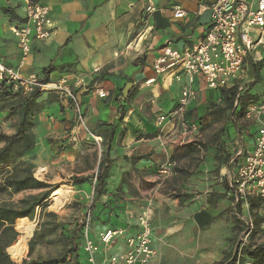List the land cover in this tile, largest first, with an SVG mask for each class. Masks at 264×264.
<instances>
[{
    "label": "crops",
    "instance_id": "obj_1",
    "mask_svg": "<svg viewBox=\"0 0 264 264\" xmlns=\"http://www.w3.org/2000/svg\"><path fill=\"white\" fill-rule=\"evenodd\" d=\"M215 1L0 0V60L11 67L21 58L11 30L25 25L27 4L50 8L53 34L46 41H32L25 73L49 71L50 80H79L81 86L75 90L87 127L101 139L98 146L77 127L69 100L44 93L43 109L34 119L36 146L25 159L34 172L46 169L43 179H36L52 185L65 182L63 187L81 194L87 204L85 198L96 192L88 178L96 171V178L107 172V195L98 201L100 209L93 211L92 234L133 226L135 217L150 207L156 264H223L242 235L238 229L242 221L228 187L234 166L222 159L234 154L239 141L251 150L252 126L245 131L238 123L215 122L210 111L214 103L222 106L221 99L201 75L191 84L197 98L184 115L185 121L200 124L198 136L182 145L180 121L163 123V135L157 124L160 116L176 108L189 79L181 68L155 75L153 65L167 43L183 51L205 38ZM149 3L156 11L146 17ZM8 9L14 17L5 13ZM175 9L184 11L185 17L175 19ZM258 36L257 30L251 31L254 40ZM98 66L101 71L95 72ZM245 71V92L259 94V100L251 103L263 102L264 36L263 44L248 55ZM152 78L155 82L148 86ZM96 89L104 90L107 97L99 98ZM126 89L129 97L122 102ZM229 126V137L213 142L212 135ZM192 145L199 151H191ZM218 145L223 152L217 151ZM174 158L173 175L159 180L161 166ZM102 161L104 169L99 173ZM177 193L181 198H173Z\"/></svg>",
    "mask_w": 264,
    "mask_h": 264
},
{
    "label": "built area",
    "instance_id": "obj_2",
    "mask_svg": "<svg viewBox=\"0 0 264 264\" xmlns=\"http://www.w3.org/2000/svg\"><path fill=\"white\" fill-rule=\"evenodd\" d=\"M211 25L205 38L183 51L174 49L170 43L163 48L162 54L156 59L153 69L155 75L181 68L189 79V86L184 87L176 108L157 120L160 135H163V123L181 122L180 144H188L199 134L198 122H187L184 119L190 103L197 98V92L191 84L195 76H203L210 90H219L237 86L240 93L245 92L244 78L248 55L259 44H263L264 36V0L256 3L240 2L237 0H216L211 8ZM156 11L152 3L146 8V17ZM25 25L13 27L11 32L18 41L21 58L17 66L11 67L0 60V90L3 85L11 86L15 93L23 95L39 91L57 95L71 102L76 113V125L85 130L100 146L101 139L96 138L88 129L82 109V102L75 88L81 86L79 80L72 83L67 78L59 80L46 79L43 74L25 73L26 62L32 52V41L48 40L54 29L50 17V8L40 3L29 2L26 8ZM185 12L175 9L173 17L182 19ZM259 33L257 41L251 37V31ZM101 67L95 68V72ZM155 82L150 79L146 84ZM99 98H106L104 90L96 89ZM243 120L254 129L253 147L248 149L243 141H239L229 166H234L230 175L228 187L238 210V218L246 225V238L253 231V221L249 216L251 198L261 200L258 211L261 227L264 229V101L251 103ZM177 167V162L170 160L163 164L159 174L163 180L170 178ZM95 192L87 198L88 210L83 224V253L82 264H156V250L153 245L154 212L149 207L135 217V223L129 227H110L92 237V212ZM245 211L247 216H244ZM248 219V222L245 220ZM133 230V232H132ZM243 234L239 242L242 240ZM234 249V255L240 260L242 245ZM240 246V247H239ZM239 264V262H238ZM242 264H253L246 261Z\"/></svg>",
    "mask_w": 264,
    "mask_h": 264
},
{
    "label": "trees",
    "instance_id": "obj_3",
    "mask_svg": "<svg viewBox=\"0 0 264 264\" xmlns=\"http://www.w3.org/2000/svg\"><path fill=\"white\" fill-rule=\"evenodd\" d=\"M5 13L11 17L14 14L11 10H5ZM44 77L49 79L47 74ZM221 99L222 106L212 104L210 115L214 116L215 120H228L236 124L239 118H243L244 114L251 104L250 100L253 98L249 92L240 93L237 86L230 88H223L216 90ZM43 93L34 91L31 94L23 95L22 93H15L11 86L3 85L0 90V112H7L10 118L17 120L16 133L14 135L0 134V144H4L0 149V170L8 167L18 160L29 155L36 146L33 134L34 119L43 109L41 97ZM191 151H199L192 145L189 148ZM232 154H227L222 161L223 164H228L232 159ZM176 160V158H174ZM104 161L99 165V173L104 169ZM22 166L18 167L12 175L8 176L0 185V193H6L11 196L21 194L24 192L38 191V194H31L17 203L0 202V264H18L15 261H20L25 256L26 239L34 232L35 224L31 221L34 220L35 213L38 207L47 209L48 202L51 197L52 207L58 198L59 193L63 189H69L58 185H52L39 181L43 179V175L36 173L31 166L25 163H20ZM178 172H181L178 169ZM107 172L99 174L98 182L99 187H96L95 202L92 205L91 212L95 209H100L103 197L106 195L105 181L107 179ZM103 189V191H102ZM188 197V196H186ZM173 198L178 199L181 196L177 193ZM250 208L249 215L257 217L255 220L257 225H261V218L258 211L262 205L261 200L251 198L249 200ZM105 203L103 204V206ZM240 210V209H238ZM44 217H50L55 220L60 217L54 212H45ZM256 219V218H255ZM30 220V221H29ZM257 221V222H256ZM49 223L45 221L41 223L40 230L35 233L29 242V247L32 250L33 246L42 241L48 231ZM54 229L60 230L63 234V243L67 248V254L58 259H49L46 261L37 260H23L20 264H82L84 260L83 253V233L84 224L76 223L73 230H69L68 224L54 223ZM21 237H19V233ZM8 250V252H7ZM250 261L253 264H264V245L251 247L244 250L243 258L238 259L231 252L223 264H242Z\"/></svg>",
    "mask_w": 264,
    "mask_h": 264
},
{
    "label": "rangeland",
    "instance_id": "obj_4",
    "mask_svg": "<svg viewBox=\"0 0 264 264\" xmlns=\"http://www.w3.org/2000/svg\"><path fill=\"white\" fill-rule=\"evenodd\" d=\"M251 96L253 98L250 100V102L259 100V94L258 93H254V95L252 94ZM220 121L226 123L229 121V118L227 121L226 120H220ZM215 122H219V121H215ZM236 122L238 124H240V126L242 127L241 129H243L245 131L249 130L248 129L249 124H247L243 120V118H239V121H236ZM233 125H235V124H233ZM233 125H232V128H234ZM16 128H17V120H15L14 118H10L8 116L7 112H5V111L0 112V134L14 135L16 133ZM232 128H231V126L223 127L218 132V134L212 135V138L214 140L213 142H218L220 140V138H223L225 136L229 137V133H230V130ZM209 130H210V132L214 131V129H212V128ZM3 145L4 144H0V149L3 147ZM216 149H217V151L223 152V146L222 145L221 146L218 145V147ZM27 156H30V154ZM27 156L18 160L15 163L11 164L10 166L4 167L0 170V185L4 182V180L8 176L15 173V171L18 167L22 166L20 163H25L28 166H31L30 162L25 160ZM27 158H29V157H27ZM32 169H33V167H32ZM33 171H34V169H33ZM45 172H46V169L39 168V170L37 172H34V176L36 178V173L44 176ZM96 173H97V171L94 173V175L92 177L88 178V181H90L91 184H93V188H96V186H99L98 177L96 178ZM160 179H162V178L160 177L159 180ZM54 185H58L57 189H59V188L63 187V185H65V182L54 184ZM103 189H102V191H103ZM38 193H39L38 191H30V192H24V193L13 195V196L6 194V193H0V202L5 201V202H10V203H17L19 200L23 199L24 197H26L28 195L38 194ZM85 199H86L85 201L88 202L87 204H86V202L83 203V200L81 198V194L75 193V195L73 196V199L66 201V202L59 201L56 199L57 200L56 205H54L52 207V199L50 197L47 209H44V207H38L36 210V213H35L34 220L31 221L32 223L35 224V230L32 233L31 237L29 236L26 239L25 256L22 260L15 261V262L20 264V263H22L23 260H27V261H30V260L46 261L49 259H55L56 260V259H58L64 255H66L67 254V248L64 246V243H63V236H62L63 234H61L60 230H57V229L53 230L54 223L57 222V223H62V224H68L69 230L72 231L74 228V225L76 223L81 224L84 220V217L86 214L85 211L87 212L88 206H89L88 198L86 197ZM94 202H95V197H94ZM45 212H54L55 214H57L60 217V219L55 220V219L50 218V217L45 218L44 217ZM255 215L252 217L249 215L253 221V226H254L253 228L254 229L249 234V236L247 238H246V232H245L246 231L245 230L246 229L245 222H244V224L242 222V224L238 226L239 232H241L243 234V237H242V240L240 242H239L240 238L237 237V239L233 245H234V247H236L238 245V242H239V245H242V253H241L240 258H243L245 249L264 245V229L261 227V225H257L255 223V220H258ZM244 216H247L246 211H245ZM245 220L248 222V219H245ZM44 221L47 224L49 223L48 231H46V235L43 238V240L38 242L37 244H35L33 246V249L31 250L29 247V242L33 238L35 233L40 230L41 223ZM20 237H21V234L19 233V237H18L17 241L19 240ZM92 237H94L93 234H92ZM7 252H8V250H7ZM84 257H85V254H84Z\"/></svg>",
    "mask_w": 264,
    "mask_h": 264
},
{
    "label": "bare ground",
    "instance_id": "obj_5",
    "mask_svg": "<svg viewBox=\"0 0 264 264\" xmlns=\"http://www.w3.org/2000/svg\"><path fill=\"white\" fill-rule=\"evenodd\" d=\"M74 196V193L72 192V190L69 189H63L61 190V192L58 195V200L60 201H64V200H72Z\"/></svg>",
    "mask_w": 264,
    "mask_h": 264
},
{
    "label": "water",
    "instance_id": "obj_6",
    "mask_svg": "<svg viewBox=\"0 0 264 264\" xmlns=\"http://www.w3.org/2000/svg\"><path fill=\"white\" fill-rule=\"evenodd\" d=\"M129 93H130V90L129 89H126L124 92H123V96H122V99H121V101L122 102H124V101H126L127 99H128V97H129Z\"/></svg>",
    "mask_w": 264,
    "mask_h": 264
}]
</instances>
